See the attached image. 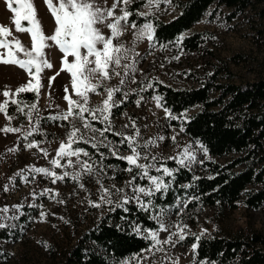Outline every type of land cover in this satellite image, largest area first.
Returning <instances> with one entry per match:
<instances>
[{"label": "rangeland", "instance_id": "1", "mask_svg": "<svg viewBox=\"0 0 264 264\" xmlns=\"http://www.w3.org/2000/svg\"><path fill=\"white\" fill-rule=\"evenodd\" d=\"M136 1L142 2L137 10L138 13H149L164 21L171 19L178 12L172 0H159L158 4L154 2L152 6L147 5V0H134ZM98 3L103 6L104 0H98ZM112 3L113 0H107V7H111ZM34 5L46 34H52L55 22L44 0H34ZM13 6H16L15 3ZM263 7L264 0H255L250 7L232 20L224 16L230 11L228 8L221 5L210 7L184 33V35L201 33L200 47L194 52L178 51L172 54L169 49H161L155 42L149 44L146 39L136 41L133 29L129 25L124 35L114 42L123 43L126 47L133 49L124 63L134 61L135 71L129 70L123 86H120L118 77H113L105 81L97 93H89L88 106L94 107L100 105L107 97L104 88L121 87V92L114 98L118 107L112 109L113 131L105 133L106 142L110 146H116L119 144L120 137L113 135V132L132 136L138 130V144L143 145L148 141H155L147 148L140 149L142 155L149 157L148 160L142 159L140 163H155L157 167L164 163L173 171L175 167L181 165L176 160L168 158L178 157L185 148H190L196 160L189 167H181L196 175L206 174L203 163L207 160L224 164L236 158L238 154L235 153L221 157L211 156L205 153L195 140L183 134L182 122L187 120L191 113L197 111V106L183 112L186 114V119H169L165 115L164 108L157 107L154 97L147 95L146 91L149 88L148 84L152 81L174 88L197 87L203 78L213 72L217 73L219 82L241 83L264 76V16L259 15ZM119 14L120 11L117 9L116 15ZM13 17L14 13L6 7L5 0H0V25L11 29L14 36L30 47L29 35L15 32ZM23 24L26 25V22ZM103 31L106 35L108 34L106 27ZM46 51L48 58L54 64L55 71H59L63 54L55 46ZM53 75V70L43 72V88L38 100L34 93L32 94L33 100H29L25 93L18 97H11L21 101L20 107L36 103L41 117L39 123L35 117L30 122L27 116L28 109L25 108L24 113H20L16 105H10L8 109V114L13 116L10 125L4 114L0 113V128L8 125L21 130L18 133L0 131V207L7 205L10 209L7 214L0 213V223L12 227L16 225L20 211H16L12 205L20 204L27 207L35 205L36 208V213L32 216L31 223L20 241L0 240V253L6 254V260L0 264H64L66 254L85 231L95 226L108 210L123 205L119 203L123 197L133 196V190L128 185V181L137 175L136 170L125 171L128 167L125 162L121 164L110 161V158L115 157L110 155L108 148H93L92 144H100L102 138L97 133L95 134L96 140H91L93 134L84 130L79 121L75 122L76 127L81 128V132L89 142H81L74 147L85 149L89 153L87 157L81 155L80 160H87L92 164L93 172L85 173L76 163L75 157H71L73 164L70 167L52 168L50 161L55 158L60 143L67 142L66 138L71 130L69 122L47 119L49 115L66 111L67 103L63 99L65 85L69 86L71 94L70 74L61 72L54 81L53 87L49 89L48 77ZM133 77L135 82H133ZM29 79L26 71L18 66L0 63V103L6 99L2 94L5 90L15 92ZM124 93H127L126 97ZM73 99L78 98L73 95ZM125 102L127 103L123 105ZM132 122H135V129L131 126ZM93 123L97 128L105 126L100 122ZM34 127L36 131H33ZM28 132H32V135L24 139ZM161 137L163 139H160ZM33 141L39 142V148L48 152L47 157L39 151V148L25 147L27 143ZM12 148L17 150L9 151ZM100 153L104 154L103 159ZM119 154L121 156L131 154L126 144L119 148ZM153 156L157 157L156 161L151 160ZM67 159V157L62 159L61 163H66ZM34 167L48 168L50 171L57 172L58 175L68 172L69 175L64 180L52 183L49 176L32 171ZM239 168L241 167L237 166L235 169ZM18 173L26 179H21ZM150 175H162V173L151 169ZM74 176H78V179L74 180ZM10 178H12L11 182ZM165 180L170 181L171 186V177H165ZM98 181L111 190L110 198L113 201L111 205L100 201ZM5 185H8L7 191L4 190ZM133 185L148 186V181L137 178ZM116 188H123L125 191L118 193L115 191ZM45 189H50L58 195L55 199H50L49 195L41 196L40 194ZM141 198L146 201L147 199L152 200L153 196ZM89 201L101 203V206L93 207ZM130 203L144 209L134 200ZM182 204H184L183 200L178 199L176 205L179 207L178 213L182 215L181 218L180 215L175 216L174 211L162 209L152 214V217L159 223L156 217L160 213V219L168 226L166 232L159 233L161 241L176 231L177 224L187 225L184 229L185 235H194L196 238L213 235L232 236L237 232H264V210L248 209L240 202L233 209L203 206L183 210ZM42 211L46 214L43 219L40 216ZM139 234L144 237L147 235L144 231ZM151 245L152 242L149 247L143 249L144 251L122 259L117 264H123L126 260H129L130 264H202L195 258L192 245L187 244L185 239L179 240L178 236H173L168 244L156 245L149 252L147 250ZM135 256L139 258L132 259ZM145 256L147 259H144Z\"/></svg>", "mask_w": 264, "mask_h": 264}, {"label": "trees", "instance_id": "2", "mask_svg": "<svg viewBox=\"0 0 264 264\" xmlns=\"http://www.w3.org/2000/svg\"><path fill=\"white\" fill-rule=\"evenodd\" d=\"M255 0H172L177 14L164 21L149 14L135 15L142 5L133 2L130 20L138 25L151 21L155 26V42L172 54L194 52L200 47L201 33H184L197 22L210 7L224 6L230 11L224 16L232 20L250 7ZM264 16V7L259 11ZM184 39L177 44V37ZM164 45V47H161ZM147 95L161 98L162 107L172 115L197 106L187 120L182 122L183 134L202 144L211 156L238 154L231 161L220 164L207 160L203 163L206 174L196 175L184 167H175L168 191L156 193L152 207L145 210L128 203L108 210L95 226L85 231L70 248L64 264H117L120 260L141 252L151 241L133 231V226L156 229L152 214L158 209L180 213L197 207L233 209L238 202L248 209L264 210V76L241 83L219 82L217 73L207 75L197 87L174 88L152 81ZM33 100V93H25ZM125 102L123 105H125ZM122 108L124 106H121ZM174 123V122H173ZM123 164L124 161L110 158ZM237 166L241 168L235 169ZM198 177V179H194ZM189 185V187H182ZM127 209V210H125ZM36 213L35 207L24 206L15 226L0 228V240L20 241ZM182 215L179 217L181 218ZM187 244H198L195 258L202 264H264V232H237L232 236L199 237L186 234ZM0 253V262L6 260Z\"/></svg>", "mask_w": 264, "mask_h": 264}, {"label": "snow or ice", "instance_id": "3", "mask_svg": "<svg viewBox=\"0 0 264 264\" xmlns=\"http://www.w3.org/2000/svg\"><path fill=\"white\" fill-rule=\"evenodd\" d=\"M134 0H113L111 7H107V0H104L102 6L98 3V0H44V3L50 12L55 22V28L52 34H46L42 21L38 18L37 10L34 5V0H5L6 7L14 13L13 24L16 33H27L30 37V47L26 46L18 37L13 35V31L4 25H0V63L16 65L19 68L26 71L29 76V80L19 86L15 92L5 90L2 94L6 99L0 103V113H3L5 119L9 122L12 121L13 116L8 114L10 105H16L17 111L24 113L25 108L28 109L27 116L31 122L35 117L37 123L40 122L41 117L39 109L36 103L31 105H24L20 107L21 101L11 97H18L22 93H34L37 100L40 97L42 84V74L45 70H53L54 75L48 77V87H53L54 81L61 74L66 72L71 77V94L69 93V86H64L63 99L67 103V109L64 112L57 113L56 115H49L48 120L52 121H66L71 124V130L68 132L66 141L60 143L59 148L56 150L55 158L51 159L50 164L52 168L70 167L73 164L71 157L76 158V163L84 170L85 173L91 174L93 172V165L87 160L81 161V155L87 157L89 153L85 149L74 147L75 145L84 142L88 143L85 135L81 132V128L76 127L75 122L79 121L81 126L87 132L92 133L91 140H96V135L102 138L100 144L93 143L92 147H106L109 150L110 155L118 160L124 161L128 167L125 171L133 172L136 170L137 175L133 176L128 181V185L132 187L133 196L123 197L119 202L122 204H128L133 200L145 210L152 207V200L146 201L141 197L150 198L156 193L161 191H168L170 181H166L165 177H174V171L169 169L161 163L159 167L155 163H140V161L148 160L147 155H142L140 149L147 148L149 144H154L155 141H148L141 145L137 143V137L139 131L136 130L135 135L125 136L121 133L113 132V135L119 136V144L116 146H110L106 140L105 133L113 131V125L111 122L112 109L118 107L115 96L121 92V87L126 83V77L129 75V70L135 71L134 61L130 63H124L128 59V55L133 49L126 47L123 43H115L126 32L129 25L133 29L134 40L140 41L146 39L149 44L155 40V26L151 21H147L142 25H138L135 20H130V17L134 13L130 10V5ZM159 3V0H147V5L152 6L153 3ZM15 3V7L13 4ZM117 9L120 14L116 15ZM135 15L147 17L148 13H135ZM26 22V25L23 24ZM108 29L106 35L103 28ZM184 37H177V44ZM55 46L61 52V66L59 71H55L54 64L48 58L46 50H50ZM164 47V45H161ZM138 55V54H137ZM71 58V59H70ZM178 59V57H177ZM117 69H120L119 71ZM113 77L119 78L120 86L104 88L107 97L102 101L100 105L89 107V93H97L98 89L103 87L105 81L111 80ZM133 82L135 79L133 77ZM148 87H152L148 84ZM143 90V89H142ZM73 95L78 99H73ZM125 97L127 93H124ZM157 103V107H162L161 98L159 96L154 97ZM122 102V101H121ZM139 104V101H137ZM165 115L169 119H186V114L181 113L179 117L173 116L171 111L164 108ZM93 122H100L104 127L97 128ZM135 129V122L131 125ZM128 127V125H125ZM37 129L34 127L33 131ZM0 131L5 133H18L21 130L6 125L0 128ZM183 131V128L181 129ZM32 132L25 134L24 139L31 136ZM160 139H163L161 137ZM175 140V137H173ZM199 143V142H197ZM127 145L131 154L127 156H121L119 154V148ZM26 148H39V142L33 141L25 145ZM204 152L207 149L202 144L199 145ZM12 148L9 151H16ZM39 151L45 156H48V152L39 148ZM101 159L104 158V154L100 153ZM67 157L66 163L62 164L61 160ZM168 159H174L179 165L189 167L195 160L196 156L190 150L185 148L178 157H169ZM152 161H156L157 157H151ZM202 163V161H201ZM154 169L157 173L162 175H150V170ZM32 171L49 176L52 183L64 180L69 175L68 172H64L62 175H58L55 171H50L48 168L34 167ZM23 172V170H21ZM21 179H26L20 173L17 174ZM146 179L148 186L133 185V182L137 179ZM10 178V182H11ZM73 179H78V176H74ZM198 179V177H194ZM100 184L99 191L100 201L111 205L113 203L110 198L112 192L109 188ZM81 187L83 185L81 184ZM115 187V186H113ZM182 187H189V185H182ZM4 190H8V185L4 186ZM116 192L123 193V188H116ZM49 195L50 199H55L58 193L53 192L50 189H45L41 194ZM63 201H61L62 203ZM93 207H100L101 203L89 201ZM185 206L187 200L184 201ZM35 205H29L34 207ZM24 205L16 204L12 205V208L16 211H20ZM42 207V205H40ZM9 206L5 205L0 207V213L7 214L9 212ZM127 210V209H125ZM46 214L42 211L40 213L41 219ZM160 213L157 214L159 221L157 229H144L147 233L144 237L152 242L151 247L147 250L151 252L158 244H168L173 236H178L179 240L185 239L184 229L187 225L177 224L176 231L169 234L168 238L161 241L159 239L160 232H166L168 226L165 225L160 219ZM15 218V217H10ZM6 227L5 224L0 223V228ZM133 231L141 233L140 225L133 226ZM199 240V237L196 238ZM198 244L194 243L192 249L195 250ZM162 250V249H157ZM144 251V250H142ZM138 256L132 259H138ZM144 259H147L145 256ZM123 264H130L129 260L123 262Z\"/></svg>", "mask_w": 264, "mask_h": 264}]
</instances>
